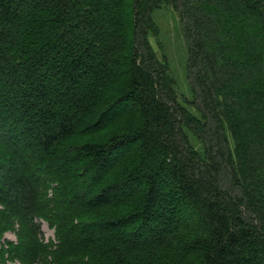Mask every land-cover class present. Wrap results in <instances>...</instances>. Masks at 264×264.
I'll return each mask as SVG.
<instances>
[{"label": "trees", "instance_id": "obj_1", "mask_svg": "<svg viewBox=\"0 0 264 264\" xmlns=\"http://www.w3.org/2000/svg\"><path fill=\"white\" fill-rule=\"evenodd\" d=\"M164 3L196 111L147 39ZM0 204L23 264H264V0H0Z\"/></svg>", "mask_w": 264, "mask_h": 264}, {"label": "rangeland", "instance_id": "obj_2", "mask_svg": "<svg viewBox=\"0 0 264 264\" xmlns=\"http://www.w3.org/2000/svg\"><path fill=\"white\" fill-rule=\"evenodd\" d=\"M151 20V27L147 36L151 49L153 50V53L157 57L159 63L165 66L164 69L166 70L167 75H169L170 79H172V88L175 95L177 96L178 102L182 105H187L189 110L196 111L193 105H189L187 103V101L190 102L195 99V93L193 88L194 80L187 68L188 44L184 36L185 29L183 28L184 23L182 22V18L179 12L174 10L167 3H164L160 8H157L151 14ZM194 140L196 139L194 138ZM50 191L48 193V198L52 196V193ZM73 191L74 189L72 188H69L67 190V198L65 202L63 201L65 199H62L61 197L58 198L56 211H54L55 209H53V207H49L47 212L40 213V217L36 219L37 224H40V234L38 236L39 242H43L44 245H47L54 251L58 247L61 239L58 228L59 224L62 222V219L59 218L60 216H55L54 214L59 212L58 209L60 208V206L58 205L62 203L64 204L61 205V209H65L66 207H70V209L76 208L75 204H68V200H70L69 198L72 197ZM58 196L59 194L57 195V197ZM2 209L3 207L0 204V211ZM78 218L81 220L80 217ZM183 220H186V217ZM192 226L195 230L200 229L198 226H196L194 221ZM18 230V225L16 224L14 230H6L0 237V264H23V262L17 256H14L11 253V249L22 242L19 235L20 232L18 233ZM176 247L179 248L178 246ZM176 251H178V253ZM52 254L53 253H49L45 256V260L46 262H49V264H71V262H75V264H83L84 261L79 251L73 252L71 250L70 253L67 254V256L62 260L59 258H57L56 260L55 255ZM166 254L167 258L165 259H167L168 261L176 257L177 260L182 258L181 251L179 249H174V251H167ZM57 255L58 254H56V256ZM131 255L132 259H135L137 257L135 254ZM193 262L194 260L192 259L186 260L183 258L181 264Z\"/></svg>", "mask_w": 264, "mask_h": 264}]
</instances>
